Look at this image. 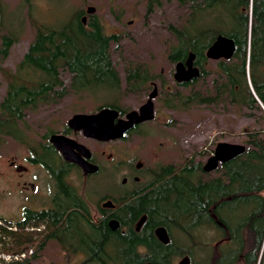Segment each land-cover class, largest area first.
<instances>
[{
    "label": "trees",
    "instance_id": "obj_1",
    "mask_svg": "<svg viewBox=\"0 0 264 264\" xmlns=\"http://www.w3.org/2000/svg\"><path fill=\"white\" fill-rule=\"evenodd\" d=\"M146 1L147 15L161 4L160 0ZM178 2L187 5L190 13L184 26H168L176 40L167 56L170 63L184 62L193 53L200 78L205 79L209 72L204 53L217 35L232 38L239 49L235 62L218 63L210 89L186 97L175 90L170 99H164V106L172 110L214 106L229 98L232 104L258 110L264 122V0ZM13 41L9 35L1 38L2 58ZM118 42L117 36L105 34L99 22L91 20L85 25L79 15L59 28L37 27L21 61L5 76L0 140L7 135L23 137L26 113L53 99L45 93H114L122 88L129 94L143 91L152 80L147 68L127 67L122 82L113 67L110 49ZM246 66L252 91L246 81ZM62 71L70 76L67 86L61 80ZM197 80L174 86L187 88ZM111 102L106 108L125 113L116 105L117 100L112 98ZM243 143L245 152L219 166L216 177L203 173L202 164L192 160L160 168L158 173H165V179L135 199L133 209L124 206L119 213L123 234L110 231L106 222L91 224L87 211L80 209L46 214L42 232L29 231L25 224L14 227L0 218V254L20 255L24 248L34 247L27 259H0V264L36 260L50 240L57 241L68 254L85 251L83 264H173L179 257H188L189 264H264V129L247 132ZM141 215H146L147 221L135 232L134 222ZM159 226L169 235L168 245L160 243L153 233ZM209 229L220 235L215 243L202 239V232ZM198 251H207L200 262L194 257Z\"/></svg>",
    "mask_w": 264,
    "mask_h": 264
},
{
    "label": "rangeland",
    "instance_id": "obj_2",
    "mask_svg": "<svg viewBox=\"0 0 264 264\" xmlns=\"http://www.w3.org/2000/svg\"><path fill=\"white\" fill-rule=\"evenodd\" d=\"M160 1V6L155 7L153 12L147 15L146 0H0V44L1 38L5 35L14 39L8 55L5 58L0 56V101L7 89L6 73L15 70L33 40L37 27L59 28L74 15H79L80 18L86 17L85 25L91 20H96L106 35H115L119 38L118 43L111 44L110 55L113 67L122 82L127 67L141 66L148 69L152 81L158 85L159 95L154 102V119L140 130L143 136L134 137V140L128 136L123 141L106 144V158L113 154V160L104 163L105 173L119 172L121 175L126 169L125 163L131 161L133 157L134 163L140 161L145 167L156 172L167 166H182L189 160L203 165L213 154L218 143L244 145V135L247 132L264 129V122L258 110L232 104L229 98L214 106L191 105L179 110L164 106V99H170L171 93L175 90L186 97L192 92L210 89L213 78L217 76V69L215 62L208 60L207 78H199L187 88H175L172 77L175 63H170L167 56L170 48L175 46L176 40L168 26L177 28L184 26L190 10L178 0ZM89 7L94 9L92 14L86 12ZM161 70L164 71L163 74ZM61 80L67 86L69 74L62 71ZM161 80L165 83L163 81L161 84ZM246 81L252 91L248 81V66ZM150 91L148 84L143 91L130 94L124 92L122 88L114 93L97 92L95 96L70 95L58 105H54L53 109L48 108V111H43L45 110L43 107L28 111L24 118L25 130H22V138L25 135L29 144L21 145L10 141L6 136L0 140V218L10 220L5 192L8 184L16 176L9 168V159L15 157L22 163L28 155L29 147L36 146L40 132L45 129L61 132L72 115L95 112L98 107L111 104L112 98L117 100L116 105L122 110H136L146 101ZM87 144L89 147L93 146L91 143ZM115 158L121 162L118 168L114 167ZM31 171L45 177L41 170ZM206 175L216 177L219 173ZM105 182H101L100 189L107 191L106 194H111L109 192L114 190H111L112 186L108 183L104 184ZM77 184L79 194L92 204L90 209L93 212L97 198L85 194V184L79 182ZM13 210L17 216L14 219H19V214L15 212L16 206ZM173 236L180 241L176 231H173ZM219 238L220 235L218 236L212 229L202 232V239L209 244L215 243ZM32 250L34 247L28 249L26 247L23 250L24 254H0V259L20 260L24 256L27 259ZM205 252L207 253L198 251L194 257L200 262ZM83 258L82 255L68 254L58 242L48 241L38 258L29 260L26 264H83ZM180 260V257L177 258L173 264H178Z\"/></svg>",
    "mask_w": 264,
    "mask_h": 264
},
{
    "label": "flooded vegetation",
    "instance_id": "obj_3",
    "mask_svg": "<svg viewBox=\"0 0 264 264\" xmlns=\"http://www.w3.org/2000/svg\"><path fill=\"white\" fill-rule=\"evenodd\" d=\"M83 18L84 17H82L81 20ZM85 22H86V17H85ZM218 36H222V35H217L213 43L216 41ZM228 39L232 40L234 44L233 56L228 60L223 58L218 60H210L215 62L216 69L218 68L217 66L218 63L220 62L233 63L237 60L235 54L239 48H237L232 38H228ZM194 66H196L195 62H194ZM198 69L200 70L201 73V69L199 67ZM217 70H216V74H217ZM163 73L164 71L161 70V74ZM149 78L151 79L152 77L149 76ZM148 84H149V88H151V91L154 86L157 87V91H158V85L154 81L150 80L147 83V87ZM96 94L97 93H89V92H79V93L65 92L61 94H58L56 92L45 93L44 96H48L53 99L51 101L41 103L37 107V109L42 107L45 109L43 111H48V108L50 107H51L50 109H53L52 107L54 105H58L61 101H63V99L67 98L70 95L77 97L82 95L95 96ZM158 95L159 92L157 94V97L153 100V104L155 100L158 98ZM140 106L136 110H138ZM103 109H106L105 104L103 106L98 107L95 112L87 113V114L85 113H78V114L92 115L98 113ZM130 111H125L124 114L119 113L118 115L119 118H124L126 114ZM154 114H155V108H154ZM67 123L65 128L61 132H54L52 129H48V130L45 129V131L40 132L37 136L38 140L36 141V146L29 147L28 155L23 161L24 163L23 162L21 163L20 160H18L15 157H11L9 159V168L16 176L8 184L7 191L5 192L7 199L6 206L7 209L10 211L9 214L10 220L9 221L7 220V222L10 223L11 226L16 227V225L18 224H25L27 226V230L29 231L35 230L37 232H42L46 227L44 224L45 221L47 220L46 214L50 215L51 212L52 214L55 215L58 210H63V211L66 210L67 212H71L73 210L80 209L87 211L88 220L91 224L99 225L102 222H106L107 227L109 228L110 231H112L109 227V223L110 221H117L119 223L118 221V217L120 216L119 213L123 210L124 206L133 209L135 199H138L141 195H144L146 192L148 193L154 190L153 188L158 183V181L165 179V173L163 172L158 173L148 167H145L140 161L134 163L135 161L134 157L131 161L125 163L126 169L121 172V175L119 172L118 174H115V172L109 174L105 173L104 163L106 161L113 160V154H109L108 157L106 158V152H105L106 144L115 141H123V139H125L128 136L132 137L133 140L134 137L143 136L140 133V130L143 127H145L148 122H143L141 124L133 126V128L125 134L124 138L114 141H108V142H101L95 139L85 137L82 131H74L70 129ZM40 128H42V126ZM53 135H60L67 138L70 141H73L74 143H69V144L66 143L67 144L66 147L70 149L78 157H82V152L79 149H77L76 145L84 146L85 148H87L89 150L90 156L88 159L86 158L84 159L86 162L95 166L97 170L92 173H84L80 168V166H78L76 163L66 160L63 157L62 153L54 146L53 143H51L50 140ZM6 138H8L10 141L18 142L21 145L29 144L28 143L29 141H27L25 137L19 139L16 136L7 135ZM87 142L91 143L93 146L89 147ZM120 166H121V162L116 161L115 158L114 167L118 168ZM31 169H38L43 171L45 177L39 176L37 175V173L33 174ZM119 175L121 176V178H119L120 177ZM118 178L120 179L119 183H118ZM103 181L105 182L104 184L108 183V185L112 186L111 190L114 191L109 192L111 194H106L105 192L107 191L100 189L101 182ZM77 182L86 185V188L84 189L85 194L97 198L95 204L93 205L94 207L93 212H91L90 209V206L92 204H90L86 199H84L79 194V188H78L79 185L77 184ZM151 197H154V195H151ZM107 202H110L112 204L111 208H103L102 205ZM14 206H16L15 212L19 214L18 216L19 219H14L15 217H17L13 212ZM42 216H45L43 220L40 219L42 218ZM142 218H144V221L142 222L139 229H137L138 223ZM146 221H147V216L141 215L134 222V231L139 232ZM155 229L153 231L154 235H155ZM13 230H15V228H13ZM117 231H120L121 234L124 233V230H120V223H119V228L112 232H117ZM50 241H55V240H50ZM70 254L82 255L84 257L83 262L85 259H87V255L85 251H80Z\"/></svg>",
    "mask_w": 264,
    "mask_h": 264
},
{
    "label": "water",
    "instance_id": "obj_4",
    "mask_svg": "<svg viewBox=\"0 0 264 264\" xmlns=\"http://www.w3.org/2000/svg\"><path fill=\"white\" fill-rule=\"evenodd\" d=\"M87 14H92L94 9L89 7ZM85 22V17L82 19ZM234 53V44L232 40L218 36L216 41L211 44L205 52V57L208 60L230 59ZM200 70L194 66V54L190 53L184 62H176L173 81L176 84H188L200 78ZM157 87L154 86L149 93L146 101L140 106L138 110L130 111L124 118H119V113L114 109H103L96 114L85 115L75 114L68 120V127L74 131H82L85 137L95 139L101 142L114 141L124 138L125 134L133 128V126L143 122H149L154 119V104L153 100L157 97ZM51 143L62 153L63 157L76 163L84 173H92L97 170L95 166L85 161L90 156L89 150L84 146H77L82 152V157H78L66 146L69 143H74L67 138L60 135H53ZM67 143V144H66ZM245 152V146L241 144H230L221 142L215 146L213 154L202 165L203 173H212L216 171L219 166L224 165L233 159L241 156ZM103 208H111L110 202L104 203ZM144 218L138 223L137 229L141 226ZM109 227L112 231L119 228L117 221H110ZM156 239L163 245L170 243L169 235L166 229L159 226L155 229ZM144 264H152L150 262ZM178 264H189L188 257H183Z\"/></svg>",
    "mask_w": 264,
    "mask_h": 264
},
{
    "label": "bare ground",
    "instance_id": "obj_5",
    "mask_svg": "<svg viewBox=\"0 0 264 264\" xmlns=\"http://www.w3.org/2000/svg\"><path fill=\"white\" fill-rule=\"evenodd\" d=\"M163 227V226H162Z\"/></svg>",
    "mask_w": 264,
    "mask_h": 264
}]
</instances>
